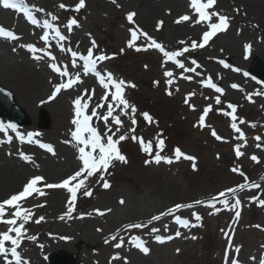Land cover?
Masks as SVG:
<instances>
[{
    "label": "rangeland",
    "instance_id": "obj_1",
    "mask_svg": "<svg viewBox=\"0 0 264 264\" xmlns=\"http://www.w3.org/2000/svg\"><path fill=\"white\" fill-rule=\"evenodd\" d=\"M31 1L44 6L41 7L44 10L40 12L41 15L50 18L49 14L56 15L57 22L63 27L67 25L69 19H77L79 27L75 26V34L78 31L84 36L83 42L86 46L90 47L91 41L94 39L99 46L94 50L95 53L104 52L115 56L112 60L102 62V68L106 73L111 72L114 78L123 79L129 84L136 85L135 88H126L125 97L130 104L137 108L134 117L137 120L136 132L128 131L132 127L131 119L133 117L121 115L124 124L121 133H117V136L127 134L129 137L132 135L142 137L146 144L152 143V155L154 156L156 138L159 135V138L164 139L166 145L161 155L173 158L174 161L170 165L163 161L159 165L155 163L145 165V160L151 157L141 151L139 140L133 142L129 138L121 142L119 147L120 149L122 147L128 163L122 165L115 162V166L110 167L108 173H105V179L111 185L109 189H104L102 181H98L99 173L95 179L89 181L87 185L91 188L93 195L87 197L81 192L80 201L73 213L74 217L83 215L84 218L69 219V221L83 223L89 219V216H96V210L104 207L102 203L111 199L112 204L108 207H111L110 213L116 207L118 214L115 219L116 224H111L110 228L107 226L99 231L98 229L94 230L92 233L95 235L91 236L76 233L75 237L82 238L84 236L80 242L74 241L75 243L68 245L66 249H58L54 253L66 251L68 254L75 255L80 264H124L125 258L128 264H220L223 246L228 244L227 238L226 242L224 241V233L221 231L223 229L229 232L233 245L241 247L238 257L233 251L230 252L229 259L238 258L239 264H256L255 262L264 256V247H262L264 246V207L259 206L258 203L260 199H264V89L255 83L248 74L245 75L252 65L251 59L256 57L240 54L245 62L242 65L228 59L221 47L223 32L210 39L203 49L197 47L192 50L190 44L188 46L190 51L185 53L187 59L185 57L177 58L189 68L195 67L191 64V60H196L201 65L196 73L184 72L183 69L170 63L163 53L155 48L141 52L127 48V42L131 38L129 29L134 25L128 23L126 16L129 12H135L134 21L140 29L160 43L166 51H178L180 45L176 48L175 45L170 44L166 26L184 14L193 16V20L187 21V24L194 25L193 21L197 17L194 15V10L189 7V0H180L183 4L180 3L177 6L173 4L172 0H117L116 4H113L111 0H85V7L79 13L73 11L78 0ZM232 1L234 0L222 2L216 0V4L208 11H217L220 15L228 17L230 13H237L233 12L235 6L231 5ZM60 3H64L66 9H60L58 7ZM228 3L231 6L225 8L229 6ZM159 21L164 23L162 29L157 30L156 25ZM212 22H218V19L214 17ZM197 26H200L201 29L198 32H201L199 40L195 39L199 44L202 42V33L207 30V27L206 24ZM1 40L5 41L0 38ZM148 43L150 42L145 41L143 37L136 41V44L141 47L147 46ZM121 49H124L123 53H121ZM82 52L84 51L82 50ZM221 60L229 67L225 68L220 63ZM212 66L221 71L217 75L218 78L228 71V73L242 78L245 81L246 89H233L229 87L228 81L218 80L215 76L212 79L213 82L224 89L221 104L217 105L215 97L221 94L205 88L203 82L207 76L198 72L200 69L205 72ZM165 71H172L173 77H165L163 75ZM185 76L191 77V80L184 79ZM168 79L173 80L171 86L167 84ZM169 91L172 92L171 96L167 94ZM249 95L252 96L251 102L248 99ZM186 98L188 103H185ZM110 99L109 97V101ZM228 103L237 106L236 123L244 132L245 140L237 138L238 133L231 128V117H225L222 114V111H231L227 108ZM209 105L212 106V111L205 118V126L201 127L198 123L199 117L203 114L204 108ZM18 109L26 120V124L18 128V131L22 129L29 133V130L35 128L48 130V118L36 117L33 122L30 121L26 111L19 107ZM119 112L120 109H116L114 114ZM145 112L153 117L152 123L143 119L142 113ZM240 120H244L245 123L240 124ZM40 123L42 127H39ZM113 130H115V126H113ZM213 130L223 138L221 141L211 135ZM256 136L261 137L260 141L255 139ZM257 144L260 147H257ZM237 145H240L241 151L245 153L239 159L236 158L234 152ZM177 147L183 153L196 158V170H193V161L183 158L178 162L175 161L174 149ZM252 155L257 156L259 163L251 159ZM233 167L243 172L248 180L245 181L239 172H232ZM31 175H38V172L27 173L22 181H26L25 179ZM241 183H256L260 187L242 190L235 197L241 201L242 205V214L238 221L234 220L236 209L226 208L225 205L223 208L215 209H206L195 205L192 209H182L178 215L181 218H186L185 215L196 213L202 218L196 224L201 226L191 228L192 230L188 231V234H185L183 238L180 237V239L169 243L166 240L161 244L154 239L156 235H162L161 232L158 234L148 233L151 231V229H147L148 220H139L144 204H148L150 209L154 208V205L158 206L153 210L159 212L164 207L195 204L197 200L219 197L220 192L238 187ZM253 197L257 199L253 200ZM121 199L125 201L123 205L119 203ZM228 199L229 205L234 203L233 196L231 201L230 196ZM218 209H222L223 212L217 214ZM40 216L42 215L34 212L32 220L25 226L28 230L27 233L30 229L33 230L32 232H46L47 227L44 220L40 224L34 222ZM170 222L169 220L163 223ZM133 223L146 226L140 229H128L127 226ZM257 225L261 227L257 228ZM118 227L119 229H117ZM105 229L106 234L103 232ZM179 231L181 234L184 233L183 230ZM117 232H119L118 240L122 237L125 241L120 249L114 247L118 241L111 240V236ZM168 232L171 233L169 227ZM192 235L197 236V239L192 240L190 238ZM133 236H139L145 242V246L150 249L149 254L143 256L137 253V249L130 243ZM59 238L62 242L64 237ZM69 238L73 240L71 236ZM106 240L107 243H105ZM147 240H149V245L146 244ZM127 245L130 249L126 248ZM132 250L138 259L131 254ZM50 255L45 256L48 258L47 261L42 259L43 264H49ZM115 255H119L121 260L114 261L112 257ZM252 257L257 259L254 261L251 259Z\"/></svg>",
    "mask_w": 264,
    "mask_h": 264
},
{
    "label": "snow or ice",
    "instance_id": "obj_2",
    "mask_svg": "<svg viewBox=\"0 0 264 264\" xmlns=\"http://www.w3.org/2000/svg\"><path fill=\"white\" fill-rule=\"evenodd\" d=\"M113 4H116L117 0H111ZM216 4V0H189V7L194 10V15L197 17L193 23L194 24H206L207 30L203 31L202 33V42L199 44L196 40H192L190 48L195 50L197 47L203 49L206 44L218 33L224 32L229 27V18L220 15L217 11L209 12V9H212L213 6ZM0 7L3 9H14L17 11L22 10V5L19 0H0ZM60 9H66V5L64 3H60L58 5ZM85 7V0H78V3L75 5L73 11L79 13L81 9ZM42 8H37L36 12H43ZM24 14L27 20L35 26L42 27L44 29L43 35L40 36V39L44 41L45 44L49 43V32L54 33V37L60 44V51L61 52H69L71 54V68H77V61H82V69L83 75L87 76L91 73L98 81V85L102 88L103 94L99 97L100 102H96L92 107L90 114H88V109L90 107L89 101L92 100V97L95 94V89H85L83 90L82 94L77 96L73 100L74 106V116L71 119L70 123L74 126V130H70L71 140H66L64 143H72L75 142L76 146L83 145L82 147H78V160L82 162V166L74 172V174L70 175L69 177L63 179L61 182L58 183H47L45 181V177L41 175H36L31 177L26 184L23 186L22 190L18 193L12 194L10 197L0 201V225L6 226V230L0 231V264H30V261L26 260L22 256V252L19 251L21 249L23 241L26 239L28 241H36L38 239L35 235H28V230L26 229V225L32 220L34 216V212L31 208L25 207L24 203L27 202V198L33 197H44L47 193L44 191V188L47 189H66L68 193H70V198L66 202L67 210L65 213L60 215L59 219L64 220L73 219V218H80L83 219V215L79 217H74L73 213L75 211V205L77 202V193L78 191L83 188L84 191L82 195L91 197L93 192L91 188L85 183V181L89 177H93L97 173H99L98 181H102V187L104 189H109L111 187L109 181L105 179V173H108L110 167L115 166V162H119L122 165H126L128 160L124 154L121 153V149L119 145L121 142L128 140L129 138L133 142H137L139 140V146L142 152L148 154L151 158L145 160V165H150L155 163L159 165L162 161L167 164H172L173 158L168 156H162L161 153L165 150V141L162 138H159V135L156 138V152L155 155H152L153 145L151 142L145 143L142 137H137L136 135H132L129 137L127 134H119L121 133V128L123 127L124 122L121 119V115H131L133 118L131 119L132 127L128 129L131 133L136 132V125L137 120L134 118L135 114L137 113V108L130 104V102L125 97V90L126 88H135V84H129L123 79L114 78L111 72H107L106 74H102L103 69L98 70V62H105L115 58L114 55L110 56L104 52L94 53L95 49H98V44L93 39L91 41V46L87 49L86 55H79L77 51L72 50V48H66L62 42L66 40V36L61 33V30L54 25V21L58 20L56 15H51V21L45 19L41 25L40 20L36 18L32 14L30 9H24ZM136 16L135 12H129L126 16V20L129 24L134 25L133 28L129 29L131 34L130 40L127 42V48L134 49L136 52L141 51H148L149 48H155L159 50V52L163 53V56L167 58L168 61H171L173 65L176 67L183 69L184 72H192L196 73L197 69L201 67L197 63L196 60H191V64L195 65V67H186L185 63L181 62L178 57H185V53L190 51V48L185 46L181 50L178 51H166L164 47L158 43L154 38L148 35V33L144 32L142 29L139 28L138 25L135 24L134 17ZM216 17L218 22H212L213 18ZM193 20V16L189 14H184L180 16L175 23L180 25L182 22H187ZM163 21H159L156 25L157 30L162 29ZM74 26L79 27L78 21L75 18L69 19L66 25L67 31L70 33L73 31ZM143 37V39L147 42H150L145 47L138 46L136 41ZM0 38H3L9 42H16L20 40V37L15 34L12 30L5 29L2 25H0ZM181 44H184V41H180ZM20 48H26L27 52L32 54V59L35 61H40L42 57L37 55L36 53L43 52V56L47 57L50 61H55L56 57L53 56L50 52L44 51L43 48H38L35 45L23 44L20 43L18 45ZM246 49L250 46H245ZM13 51H16V47H13ZM124 49H121V53H123ZM185 59H187L185 57ZM221 64L224 65L225 68H228L229 65L225 64L224 61H220ZM51 71L56 73L59 78H67L66 82H58L53 84V91L49 96V100H54L57 98L59 94H61L62 90H68L73 88L74 85H78L82 82L81 75L77 72L74 76L70 74L69 67L66 65L63 68L59 67L57 63L52 62L48 64ZM234 71H239L238 69H233ZM165 77L171 78L173 77L172 71H165L163 73ZM247 75V73H245ZM184 79L191 80V77L185 76ZM158 83V82H154ZM167 84L171 86L173 84L172 79L167 80ZM203 86L208 89L214 90L218 95L215 97V103L217 105L221 104V96L224 94V89L222 87L217 86L216 83L213 82L212 78L209 76L204 82ZM231 87L233 89H237L239 86L237 84H232ZM114 90V91H113ZM178 90V89H177ZM3 91V89H0ZM169 96L172 95V92L169 91L167 93ZM260 94V93H257ZM87 97V99H85ZM109 97L111 98L109 101ZM249 101L251 102L252 96H248ZM107 102V103H105ZM185 103H188V99H185ZM122 106V107H121ZM192 107V106H190ZM105 108L106 114L98 113L97 109ZM227 108L231 109V111H222V114L225 117H231L232 123L231 128L234 132L238 133L239 140H245V134L241 129L237 126V106L231 103L227 104ZM116 109H120L118 114H114ZM130 110V112H129ZM193 110L194 107H193ZM212 111V106L209 105L204 108L203 114L199 117V126H205V118L209 115ZM143 119L148 122H153V117L149 115L147 112L142 113ZM93 118H96L97 121H102L104 125L105 131L101 133L97 126L93 124ZM111 121V123H109ZM240 124H244V120L239 121ZM113 125L115 126V130H113ZM255 127V125H252ZM16 133L17 138L21 143L27 141V143H37L41 149L46 150L48 153L52 155H56L55 150L52 145L47 143H40L39 141H34L33 137L38 136V133L29 132L26 134H21L17 130V126L15 124H3L0 123V132L5 133L7 135L8 130ZM211 135L218 141H221L223 138L219 136L215 130L211 132ZM115 137V138H114ZM12 136H7V142H12ZM255 139L260 141L261 137L256 136ZM257 147H260L257 144ZM86 149H90L86 151ZM235 156L237 159L244 156V152L241 151V146L237 145L234 149ZM20 159L25 163H33L32 158L23 153H19ZM181 158L187 161H193V170H196L195 164V157L191 155H187L181 151L179 147L174 149V159L175 161H179ZM219 159V156L217 157ZM251 159L259 163V160L256 155H252ZM232 172L236 173L239 172L241 176L244 177L245 181L248 178L244 175L243 172H240L238 168L233 167L231 169ZM75 182V183H73ZM42 185V186H38ZM260 187L259 184L256 183H241L238 187L227 189L226 191H222L219 193L220 198H224L221 202L225 205L226 208L237 209L234 213V220L238 221L241 217V212L238 210L241 204V201L237 198V194L245 189H252ZM232 194L234 198V203L229 205V201L226 198L228 194ZM217 197H213L210 201H195V204H177L173 207H170L166 212H162L159 215H154L151 217V221H160L163 216H174L175 224L179 225L181 228H189V227H198L201 226L199 224H192L190 223L189 219L181 218L180 215L176 213L180 212L182 209H192L195 205H203L207 204V206L211 209L216 208V200ZM257 198L253 197V200ZM121 205L125 203L123 199L119 201ZM259 206L264 207V199H260L258 201ZM44 203L33 205L32 207H44ZM97 214L103 216L105 212L96 210ZM110 211V209L108 210ZM195 221H201V216L192 213L191 214ZM44 220L43 216L35 219L36 224H40ZM19 221V224H18ZM149 221V223L151 222ZM146 225L140 223H133L127 226L128 229H140L145 227ZM260 228V225L256 226ZM165 231L168 230V226H164ZM99 231V229H98ZM158 228H153L152 232H159ZM224 233L225 238L228 239V244L225 250L224 261L223 264H239L238 258L229 259L230 252L238 254L241 252L240 246H234L232 243V238L229 235V232L225 230H221ZM181 235L180 231L175 232V236L179 237ZM119 232L117 234L111 236L112 241H118L115 243L114 247L116 249L122 248L124 244V240L122 237L119 238ZM192 240H196L197 236L192 235L190 237ZM155 241L158 243H165L166 240L173 239L172 236L164 237L162 235H156L154 237ZM108 241L106 240L105 243ZM130 243L138 249L141 253L147 255L150 252L149 247L145 246V242L140 239L139 236L131 237ZM42 248L43 245H40ZM264 247V246H262ZM179 252V249H177ZM114 261H120L121 257L119 255H115L112 257ZM252 260H256V257H252ZM124 264H128L127 259H124ZM259 264H264V256H261L259 259Z\"/></svg>",
    "mask_w": 264,
    "mask_h": 264
},
{
    "label": "bare ground",
    "instance_id": "obj_3",
    "mask_svg": "<svg viewBox=\"0 0 264 264\" xmlns=\"http://www.w3.org/2000/svg\"><path fill=\"white\" fill-rule=\"evenodd\" d=\"M20 1L23 3L25 9H30L34 16L40 20L41 25L45 19L50 21L48 17L41 15L40 12H36L37 8L44 7L38 2H32L31 0ZM172 1L176 6L180 3L183 4L180 0ZM218 1L222 2L224 0ZM228 5L225 8L234 5L233 12L237 13L231 14L229 12L230 14H228L229 27L223 32L221 41L224 53L228 56V59L237 61L241 65L245 62L240 54L248 55L249 57L254 56L264 62V0H234L231 5L229 3ZM0 25L12 30L20 37V40L16 42L0 41V89L12 95L17 107L26 111L27 116L31 119L30 121L35 122L34 119L36 117L48 118V130L44 131L37 128L32 130L39 132V135L35 136L37 140L52 145L56 153V155H52L47 151L40 152L33 144H19L10 129L7 135L0 132V201H3L12 194L21 191L23 177L29 172H38V175L45 177L47 183H58L74 174L82 166V162L78 160L75 142L64 143L66 140H71L70 130L73 125L70 121L74 116L73 100L81 95L83 90L95 89V94L92 100L89 101L88 114H90L94 104L100 102L99 97L103 92L101 91L102 88L91 80L92 78L86 76V81L80 85H76L70 91L62 90L56 99L49 100V87L58 82H66V79L59 78L57 74L46 69L43 66L42 60H33L31 58L32 54L27 52L26 48L22 49L18 45L20 43L25 45L31 43L38 48H43L44 51L50 52L56 57L55 61L61 68L67 65L70 73L71 66L69 61H71V54L67 51L61 52L59 50L61 42H52L50 35L49 43L47 45L45 43L40 45V36L43 34V30H41V27L31 25L17 10H5L0 7ZM166 29L170 44L175 45L176 48L180 45L179 50L185 46L188 47L192 40L196 38L199 40L201 36V32L198 33L201 30L200 26L195 24H190L189 26L187 22H182L180 25H177L174 21L169 22ZM63 34L66 36V40L62 43L66 48L70 47L72 50L77 51L78 54L82 50L85 51L89 48L83 42L84 36L78 31L75 34V31L69 33L67 30H64ZM180 41H184L185 43L181 44ZM246 45L250 47L246 49ZM13 47H16V51L12 50ZM36 54L41 57L43 56L41 55L43 52ZM46 63H50V60L46 59ZM198 72H202V75L207 76L205 77L206 79L209 76L214 79L216 76L218 80L228 81L229 87L232 84H237L239 86L237 89H246L245 81L239 76L228 73L229 71L225 72L223 76H219V78L217 75L221 71L214 66L205 72L202 69L198 70ZM102 74H104V71ZM44 99H48L49 104L44 103ZM97 111L98 113L106 114L105 108L97 109ZM93 124L97 126L99 131L102 130V133L105 131L102 121H97L96 118H93ZM8 135L13 138L11 143L7 142ZM20 152L29 155L33 163L22 161L19 156ZM65 190L44 188V191L47 193L46 196L34 198L35 194H33V197H29L27 202L24 203L25 207L31 208L33 212L41 214L44 217V223L47 227L45 233L32 232L33 230L30 229L27 234L35 235L38 239L36 241L25 239L21 249H19L22 252L23 258L30 261V264H43L42 259L45 256L56 252L58 249H66L68 245H72L75 242H80L84 236L82 238L75 237L76 233L89 234L91 236L95 235L92 233L94 230H102L103 227L107 226L110 228L111 224H116L115 219L118 217L116 207L112 213H110L111 207H108L112 204L111 199L102 203L104 207L100 210L105 212L103 216L99 214L89 216V219H86L83 223L74 220L69 221L66 218L60 220V215L67 210ZM41 203H44L45 206L32 207ZM142 207L143 210L141 212L143 213L139 216V220L142 219L143 221L151 219L152 216L160 214L169 208L164 207L163 209L161 208V211L156 212L154 211L158 207L156 205L152 209L148 207V204H144ZM109 209L110 211H108ZM138 211L140 212V210ZM148 213L150 214L144 217ZM164 217L168 220V216ZM106 229L103 231L105 234ZM4 230H6V226L0 225V231ZM111 230L110 232H112ZM70 236L73 240L69 238ZM59 237H64L63 239H66V242H60ZM40 245H43V247L41 248ZM131 254L138 259V256L134 252H131Z\"/></svg>",
    "mask_w": 264,
    "mask_h": 264
},
{
    "label": "water",
    "instance_id": "obj_4",
    "mask_svg": "<svg viewBox=\"0 0 264 264\" xmlns=\"http://www.w3.org/2000/svg\"><path fill=\"white\" fill-rule=\"evenodd\" d=\"M252 64L253 65L251 66L249 73L264 85V63L253 58ZM0 121H3L6 124H15L16 126H20L24 123L22 116L12 101L11 96L4 91H0ZM61 256L64 257V254H61ZM52 264L60 263L59 260L53 257Z\"/></svg>",
    "mask_w": 264,
    "mask_h": 264
}]
</instances>
